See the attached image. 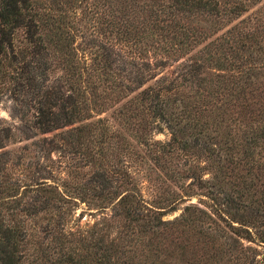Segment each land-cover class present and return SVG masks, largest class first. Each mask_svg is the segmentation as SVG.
Returning a JSON list of instances; mask_svg holds the SVG:
<instances>
[{"label": "trees", "instance_id": "1", "mask_svg": "<svg viewBox=\"0 0 264 264\" xmlns=\"http://www.w3.org/2000/svg\"><path fill=\"white\" fill-rule=\"evenodd\" d=\"M4 95L0 264H264V0H0Z\"/></svg>", "mask_w": 264, "mask_h": 264}, {"label": "rangeland", "instance_id": "2", "mask_svg": "<svg viewBox=\"0 0 264 264\" xmlns=\"http://www.w3.org/2000/svg\"><path fill=\"white\" fill-rule=\"evenodd\" d=\"M9 106L10 101L9 99L4 95L1 97L0 100V118L5 119L7 122H10V116H9ZM155 139L164 140L167 138V134L165 132L155 133L154 134ZM24 143V141H17L14 144L11 145V147H18L21 146ZM52 159L54 160L52 163V166L54 167V170H57L56 177L59 179V181H66V183H74L76 181H83L86 176L88 175L87 168L81 167L80 170H76L73 174V176L67 175L65 171L66 168L60 169V165L65 164H74V160L67 158V156L60 155L57 157L55 154H51ZM68 160V162H67ZM146 161V160H145ZM60 164V165H59ZM150 164L147 160L146 165H142L138 167L136 170L133 171V177L138 185V188L140 190L141 195L145 199H150L153 197L154 193L158 192L160 187L162 185L167 184V180H163L161 175L156 176V171L152 173H147L145 170L146 166ZM60 167V168H59ZM134 167L131 168V170ZM73 172V171H72ZM72 174V173H70ZM191 201H195V198H192ZM180 210L176 209L174 211H171L164 215L163 218L171 219L174 216L178 214ZM107 211L103 210V213L99 212V210L96 209H89L87 208L84 203L77 202V205L73 207V210L71 211L70 215L67 217V220L65 222V230L71 231L73 233H79L82 235H87L93 231V228H95L102 217L104 216V213ZM114 231V228L111 230Z\"/></svg>", "mask_w": 264, "mask_h": 264}]
</instances>
